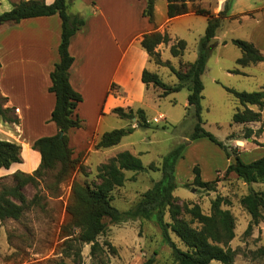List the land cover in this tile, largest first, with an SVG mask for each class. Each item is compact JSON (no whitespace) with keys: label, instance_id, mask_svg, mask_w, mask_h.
<instances>
[{"label":"rangeland","instance_id":"1","mask_svg":"<svg viewBox=\"0 0 264 264\" xmlns=\"http://www.w3.org/2000/svg\"><path fill=\"white\" fill-rule=\"evenodd\" d=\"M228 1L231 3V0ZM226 2L227 0H197L194 6L217 15L224 10ZM233 2L234 16L226 15L222 27L217 31L215 37L217 41L211 44L213 49L202 76L204 91L200 117L205 131L229 146L231 153L239 155L238 149L233 147L235 140H228V137L232 134L235 137H243L247 128L244 125L233 124L234 114L243 107L228 89L247 93L262 91L264 65L239 66L237 60L242 53L231 41L244 40L258 43V36H264V0H233ZM157 9L156 29L162 25V30L168 32L172 39L169 45H161L159 49L161 59L169 61L172 67L179 70L182 67L181 63L194 62L198 58L199 43L205 36L208 17L196 15L192 11L167 20L165 0H158ZM78 11L88 15L91 11L90 5L86 6L82 0L71 2L69 12L73 14ZM131 14L134 17V26L142 28L144 19L139 15V7H134ZM130 24L129 28H132ZM132 38L133 35L129 33L128 41L130 42ZM177 40L187 42V50L182 58L173 57L170 53V46ZM146 69L157 73L169 86L178 83L176 75L169 67L158 66L149 59ZM233 70H240V74L232 73ZM132 90L133 94H138L136 97L140 98L135 102V109L141 108L146 112L151 126L139 128L136 118L124 120L114 114L102 115L101 121L97 124L98 119L92 105H84L83 113L87 114V120H83L85 126L71 130L69 133L72 142L70 145L75 157L81 154L80 164L85 167L84 172L77 170L71 179L60 186L55 196L48 189L49 184L53 183L52 173L39 184L37 190L31 185L23 190L29 199L36 192L44 199L41 200L40 205L27 208L21 220L0 222V264H55L60 260H64L67 264H78L60 254V246L63 242L60 238V228L69 220L66 207L73 181H98L96 176L99 166L115 157L117 152L129 151L140 157L144 166L149 167L154 164L161 168L164 157L177 148H181L182 153L176 167L179 186L174 192V195L180 198L179 203L189 201L200 204L203 212L207 214L210 211V200L216 196L228 198L232 206L224 208L229 209L237 220L236 237L231 243V248L237 250L233 264H264V258L255 255L257 250L264 247L262 224L249 236L244 235L250 216L240 206L239 198L247 194L249 188L235 174L226 175L227 158L223 149L207 138L192 140L199 119L188 106V89L170 93L165 97L161 96L163 91L153 84L146 87L143 92L136 88ZM129 128L135 129L116 146L117 151H113L115 147L106 150L95 149V144L104 133ZM248 143H245L246 148L250 146ZM258 153L252 152L244 156L243 153L241 160L246 164L252 163L264 156ZM228 160L229 163L233 161L232 158ZM195 166L200 167L203 181H213L216 178L220 180L216 193L193 185ZM125 174L127 181L124 187L116 189L113 193V205L120 211L132 208L141 196L162 178L161 171L152 170L142 173L126 171ZM14 185L13 176L0 178V192L3 188ZM258 186L264 191V184ZM183 217L190 220L188 215ZM166 221L171 222L169 216L166 217ZM170 235L179 248L185 249L175 234L170 233ZM99 241L111 242L118 250L117 256H112L106 249L102 257L93 261L90 256V245H86L82 251L80 264H102L101 261H108L110 264H145L149 260H153V264H175L170 248L163 241L161 229L153 220L138 219L121 224L108 223L107 233Z\"/></svg>","mask_w":264,"mask_h":264},{"label":"trees","instance_id":"2","mask_svg":"<svg viewBox=\"0 0 264 264\" xmlns=\"http://www.w3.org/2000/svg\"><path fill=\"white\" fill-rule=\"evenodd\" d=\"M75 0H54L48 5L45 0L20 1L13 5L9 12L0 14V25L18 24L24 19L49 17L58 15L62 21L61 43L58 49L59 62L55 65L50 75L52 86L50 92L56 97L55 108L52 112L51 121L54 122L59 133L53 137H43L34 142L32 149L39 152L41 163L32 173H14L13 187L3 188L0 192V222L7 220L18 221L24 216L26 209L40 205L44 197L36 192L29 199L23 190L31 185L37 190L39 184L48 176L53 174V183L49 184V191L55 196L60 186L71 179L79 170L84 172L85 167L80 164L81 154L76 158L73 148L70 146L69 133L71 130L83 128L85 122L80 118L77 110L83 103V96L77 92L70 82V70L75 59L69 52V47L75 35L82 31L86 20L69 12L70 3ZM146 7L143 16L156 28V4L157 0H145ZM167 15L169 19L183 16L194 11L196 15L208 17V25L205 36L200 40L198 58L194 62L181 63L177 70L169 61L161 59L158 48L161 45H169L172 41L168 32L161 33L153 31L143 35L141 47L149 56V59L161 67H169L176 75L178 83L174 86L165 84L157 73L145 69L142 74V82L163 91L162 97L170 93L179 92L185 88L189 91L188 106L194 108L199 122L195 126L192 140L202 138L209 139L212 143L225 151L227 159L236 158L230 162L225 170L226 175L235 174L237 178L249 187V184H264V157L244 163L239 155L231 153L229 146L220 142L214 135L205 131L202 127L203 121L200 117L202 111V99L204 85L202 76L206 71L212 47L209 43L217 36V31L222 27L226 15L230 11V2L227 0L223 11L217 15L209 10L194 6L197 0H167ZM233 45L241 50V57L237 64L248 67L264 62V56L254 43L244 40H232ZM187 50L185 40H177L170 46L173 57L182 58ZM1 67V63H0ZM240 74L239 70L231 71ZM115 85L112 86L114 89ZM243 109L233 116V124L247 125L260 123L262 111H264V90L254 93L237 92L228 89ZM6 98L0 94V117L7 123H18L13 115V110L5 108ZM252 107H258L254 111ZM112 114L124 120L137 119L139 128H149L150 121L146 112L135 107H116ZM135 128L116 129L106 132L95 144L96 150H106L121 144L124 137L132 133ZM260 128L256 133H263ZM63 137L60 138V134ZM253 130L247 128L243 137H235L233 134L228 140H248L253 137ZM264 146V144H263ZM181 148H177L164 157L162 167L151 164L144 166L140 157L129 151L118 153L98 168L95 182H80L74 180L66 213L69 220L60 228V238L63 240L60 246V254L75 263L82 262V251L84 246L90 245V256L94 261L102 257L109 250L112 256H117L118 250L111 242L101 243L99 239L107 233L108 223L121 224L138 219L153 220L161 229L164 243L170 248L175 264H233L237 250L231 248L235 239L236 217L224 207L232 206V202L223 196H216L210 200V211L204 213L200 204L183 201L174 195L179 183L176 179V167L181 158ZM22 163V147L16 143L0 140V170L10 169L14 164ZM161 171L162 178L152 188L147 190L139 201L130 209L120 211L113 205V193L116 189L124 187L127 178L125 172L142 173L147 171ZM193 185L202 190L216 193L220 180L203 181L201 169L195 166ZM246 195L239 198L242 209L250 216V222L244 232L245 236L252 234L256 227L264 223V192H256L253 188L248 189ZM183 215L190 216L186 220ZM169 216L171 222L166 221ZM197 226H194V225ZM170 233L175 234L185 249H181L172 240ZM259 258H264V247L255 252ZM101 260V259H100ZM99 260V261H100ZM149 260L145 264H153ZM110 264V262H102ZM55 264H67L60 260Z\"/></svg>","mask_w":264,"mask_h":264},{"label":"crops","instance_id":"3","mask_svg":"<svg viewBox=\"0 0 264 264\" xmlns=\"http://www.w3.org/2000/svg\"><path fill=\"white\" fill-rule=\"evenodd\" d=\"M20 1L30 0H0V14L11 11L13 5ZM165 1L167 7L168 1ZM45 2L50 5L54 0ZM82 2L86 6L90 5L91 11L88 15L81 11L73 13L82 16L87 25L75 35L69 47L75 59L70 70V82L83 96V103L77 110L80 118L87 120L82 108L91 104L98 124L102 115L112 114L111 111L116 107H135V102L140 98L136 97L138 94H133L132 89L143 92L148 87L142 82V74L149 61L148 54L141 47L143 35L155 30L164 33L165 30H162V25L156 29L143 16L145 0ZM230 4L229 15L234 16L233 0ZM134 7H139V15L144 19L142 28L134 26L131 14ZM157 11L156 4V17ZM167 20L172 19L168 17ZM129 23L134 28H129ZM129 33L133 35L130 42ZM61 36L62 21L58 15L24 19L14 25H0V94L6 98L4 107L12 109L18 119V123H7L0 117V140L22 147V163L14 164L8 170L1 169L0 178L12 176L18 171L32 174L41 163L39 152L32 149L34 142L59 133L56 124L51 121L56 97L50 92V75L59 62ZM254 44L264 56V36H258V43ZM263 65L264 62L251 66ZM252 109L259 111L258 107ZM244 126L253 130L254 134L246 142L234 141L233 147L238 149L239 157L243 153V156L252 152L264 154V131L260 135L256 133L260 128L264 130V111L260 123ZM245 143L250 146L246 148ZM113 151H117L116 147ZM229 164L227 159V167ZM258 185L253 184L252 188L256 192H264ZM261 229L264 231V223Z\"/></svg>","mask_w":264,"mask_h":264},{"label":"water","instance_id":"4","mask_svg":"<svg viewBox=\"0 0 264 264\" xmlns=\"http://www.w3.org/2000/svg\"><path fill=\"white\" fill-rule=\"evenodd\" d=\"M215 41H217L216 38H215V39H212V40L210 41V43H209V46H211V44H213ZM192 110H193V112H195V110H194L193 107H192ZM133 120H135V119H133ZM62 137H63V133L60 134V138H62ZM248 140H250V139H248ZM232 160L234 161V164H236V158H235V157H232ZM252 185H253V184H249V187L252 188Z\"/></svg>","mask_w":264,"mask_h":264}]
</instances>
